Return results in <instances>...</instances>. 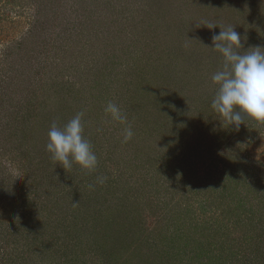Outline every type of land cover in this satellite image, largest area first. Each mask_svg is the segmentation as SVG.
Wrapping results in <instances>:
<instances>
[{
	"label": "rangeland",
	"instance_id": "obj_1",
	"mask_svg": "<svg viewBox=\"0 0 264 264\" xmlns=\"http://www.w3.org/2000/svg\"><path fill=\"white\" fill-rule=\"evenodd\" d=\"M229 25L264 47V0H0V264H264V124L210 107ZM78 112L93 172L45 148Z\"/></svg>",
	"mask_w": 264,
	"mask_h": 264
},
{
	"label": "clouds",
	"instance_id": "obj_2",
	"mask_svg": "<svg viewBox=\"0 0 264 264\" xmlns=\"http://www.w3.org/2000/svg\"><path fill=\"white\" fill-rule=\"evenodd\" d=\"M213 28L217 26L213 24L208 29ZM241 40L235 27L229 25L213 37L211 47L220 54L222 65L211 76L216 91L210 107L219 122L222 120L236 131L244 125L245 118L264 124V47L245 49ZM104 111L112 121L126 125L123 142H128L133 131L127 125L126 114L113 102H108ZM83 116V112H78L62 127L53 122L48 131L46 151L64 170L75 164L93 172L98 166V157L84 137ZM106 179L97 177L96 182L103 184Z\"/></svg>",
	"mask_w": 264,
	"mask_h": 264
},
{
	"label": "trees",
	"instance_id": "obj_3",
	"mask_svg": "<svg viewBox=\"0 0 264 264\" xmlns=\"http://www.w3.org/2000/svg\"><path fill=\"white\" fill-rule=\"evenodd\" d=\"M54 94H56L55 91H53V95H54ZM54 193H55V192H50V194H49V199H50L51 201H53V202H56L55 199L57 198V195L54 194ZM53 234H54V233H53ZM51 235H52V234H51ZM114 250H115V249H112V248H111V249H110V252H111V253H109V254H110V255H114V253H115V252H113ZM32 253H35V254H36V251H32ZM35 256H37V254H36ZM32 259H33V260L35 261V263H36L37 258H36V259L32 258ZM70 259H71V257H70V258L68 257L67 260L69 261ZM68 261H65V262L67 263ZM37 262H38V261H37ZM66 263H65V264H66ZM38 264H39V263H38Z\"/></svg>",
	"mask_w": 264,
	"mask_h": 264
}]
</instances>
